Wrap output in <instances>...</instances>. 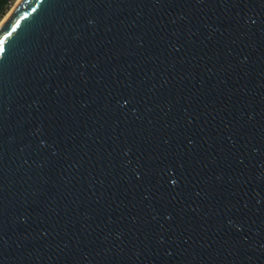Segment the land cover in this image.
Instances as JSON below:
<instances>
[{
    "label": "water",
    "instance_id": "obj_1",
    "mask_svg": "<svg viewBox=\"0 0 264 264\" xmlns=\"http://www.w3.org/2000/svg\"><path fill=\"white\" fill-rule=\"evenodd\" d=\"M0 46V264H264V0H19Z\"/></svg>",
    "mask_w": 264,
    "mask_h": 264
},
{
    "label": "trees",
    "instance_id": "obj_2",
    "mask_svg": "<svg viewBox=\"0 0 264 264\" xmlns=\"http://www.w3.org/2000/svg\"><path fill=\"white\" fill-rule=\"evenodd\" d=\"M14 0H0V21L9 10Z\"/></svg>",
    "mask_w": 264,
    "mask_h": 264
},
{
    "label": "rangeland",
    "instance_id": "obj_3",
    "mask_svg": "<svg viewBox=\"0 0 264 264\" xmlns=\"http://www.w3.org/2000/svg\"><path fill=\"white\" fill-rule=\"evenodd\" d=\"M17 2V0H14L13 2H12V4H11V6H10V8H9V10L7 11V13L6 14H8L9 13V11L12 9V7L15 5V3ZM6 14L4 15V16H6ZM4 18V17H3ZM2 18V19H3ZM1 19V20H2ZM1 22V21H0Z\"/></svg>",
    "mask_w": 264,
    "mask_h": 264
},
{
    "label": "snow or ice",
    "instance_id": "obj_4",
    "mask_svg": "<svg viewBox=\"0 0 264 264\" xmlns=\"http://www.w3.org/2000/svg\"><path fill=\"white\" fill-rule=\"evenodd\" d=\"M0 51H3V48H2V46H0Z\"/></svg>",
    "mask_w": 264,
    "mask_h": 264
},
{
    "label": "bare ground",
    "instance_id": "obj_5",
    "mask_svg": "<svg viewBox=\"0 0 264 264\" xmlns=\"http://www.w3.org/2000/svg\"><path fill=\"white\" fill-rule=\"evenodd\" d=\"M18 1H19V0H17V2H18ZM17 2H16V3H17ZM12 8H13V7H12ZM7 15H8V14H6V16H7ZM6 16H4V18H5ZM2 20H3V19H2Z\"/></svg>",
    "mask_w": 264,
    "mask_h": 264
}]
</instances>
